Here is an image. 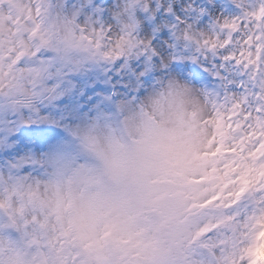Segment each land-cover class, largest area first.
Instances as JSON below:
<instances>
[{
  "label": "rangeland",
  "instance_id": "rangeland-1",
  "mask_svg": "<svg viewBox=\"0 0 264 264\" xmlns=\"http://www.w3.org/2000/svg\"><path fill=\"white\" fill-rule=\"evenodd\" d=\"M43 1L0 0V148L29 123L64 138L30 152L29 207L0 187V256L21 241L8 264H245L253 232L264 264V68L203 44L264 0ZM177 66L227 116L216 145L197 92L160 81Z\"/></svg>",
  "mask_w": 264,
  "mask_h": 264
},
{
  "label": "bare ground",
  "instance_id": "bare-ground-1",
  "mask_svg": "<svg viewBox=\"0 0 264 264\" xmlns=\"http://www.w3.org/2000/svg\"><path fill=\"white\" fill-rule=\"evenodd\" d=\"M177 5V3H175ZM184 11L183 7H181ZM33 11V9L31 10ZM174 73L170 72L169 78L166 80L164 79V76L160 78L161 83L168 84L172 83L174 81L187 86L189 90H194L197 92V94L201 97L200 102V109L197 111V114L195 115V121L198 125V128L204 132V133H211L212 135L220 130V124L218 121L214 120L217 115H215V118L213 116L214 113V105L211 103L207 93L203 89V86L200 81H194L188 74L182 75L177 72V69L174 68ZM1 81V79H0ZM183 83H182V82ZM150 85L149 83H146ZM210 99V100H209ZM224 124V123H223ZM41 129V128H40ZM37 127H32L29 129V133L22 131L20 132L18 142H12L11 148L8 150H4L3 147L0 148V183H3L6 187H13L12 184L15 185L16 190L19 189L24 193L25 199L24 204L29 207V199H31V202L33 203L34 198L32 197L34 193V177H32V171L31 168L26 165V160L28 159V156L31 155L30 151L36 150V146L40 142V137L43 136H52L56 134L55 131L47 130L46 128L40 130ZM55 138V136H54ZM213 138V137H212ZM57 139V138H56ZM54 139V140H56ZM214 139V138H213ZM60 140V138H58ZM216 139L213 140L212 144L216 145ZM9 141V140H8ZM12 140H10L11 142ZM248 145H251L249 142ZM238 151V140L235 138L232 142V147L230 149V154L232 156H235ZM226 154H229L228 149H226ZM35 155V154H34ZM11 167L9 168L8 165ZM28 171V172H26ZM38 185H41L37 182ZM210 184V185H209ZM209 184H206L204 187H209L206 189V194H208L211 191V187H213L214 183L210 182ZM2 185H0L1 187ZM203 186H201V190L203 191ZM209 189V190H208ZM15 213L17 214L18 218L21 220H24L25 222L29 219L28 216L27 219L23 212L17 213L15 210ZM32 217V216H31ZM43 222V221H42ZM38 224L36 222H29L26 226V233L31 234L32 237H34V227L38 228ZM40 227L38 228V231L40 232ZM36 232V231H35ZM253 235V232H249V248L245 252L246 255L250 252V238ZM247 243V241H246ZM8 248H6V252L2 250V252L5 254V256H0V264H8L9 255L7 253L10 252L11 248L9 247V243L6 244ZM6 261V262H5ZM242 262H249L248 256H245L244 258H241Z\"/></svg>",
  "mask_w": 264,
  "mask_h": 264
},
{
  "label": "snow or ice",
  "instance_id": "snow-or-ice-1",
  "mask_svg": "<svg viewBox=\"0 0 264 264\" xmlns=\"http://www.w3.org/2000/svg\"><path fill=\"white\" fill-rule=\"evenodd\" d=\"M223 28L228 30L231 35L225 39L219 36L206 38L203 41L204 46L214 50H224L225 60H230L245 68L256 69L257 66L264 68V6L250 13L244 19L225 21ZM100 33L105 41H111L113 38L111 29L106 34L101 29ZM241 33L240 39L237 40L236 34ZM177 71H183V69L177 66ZM245 264H250V262H245Z\"/></svg>",
  "mask_w": 264,
  "mask_h": 264
}]
</instances>
